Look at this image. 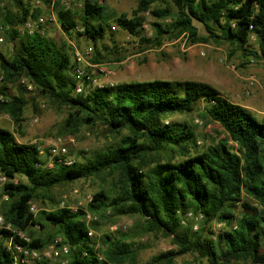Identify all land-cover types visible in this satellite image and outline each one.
Masks as SVG:
<instances>
[{"label": "trees", "instance_id": "16d2710c", "mask_svg": "<svg viewBox=\"0 0 264 264\" xmlns=\"http://www.w3.org/2000/svg\"><path fill=\"white\" fill-rule=\"evenodd\" d=\"M7 2L0 3V25L13 49L0 53V94L5 97L0 113L19 127L28 104L36 106L41 98L67 111L59 134L75 135L83 127L100 125L109 140L81 160L49 166L42 157L48 159V146L40 151L38 144L20 142L0 126V174L8 179L0 213L29 238L0 229V264H13L6 246L11 236L40 251L60 237L68 245L65 264H138L135 238L146 234L171 238L173 247L152 257L157 264H175L184 254L202 264H264V114L229 100L209 83L190 79L104 88L83 84L82 92L75 93L72 45L39 32L19 33L17 27L39 11L24 0ZM54 7L68 38L91 42L94 63L124 60L113 37L119 31L134 43L133 53L184 39L186 45L225 44L229 59L240 53L245 60L240 66L250 60L264 63V0H137L129 14L114 17L97 0H83L74 12L59 0ZM144 21L149 34L141 26ZM21 79L32 85L35 97L8 92ZM197 109L205 123L221 127L222 138L199 143L197 123L172 119ZM62 157L71 155L67 151ZM88 178L110 185L94 191L85 207H56L55 189ZM35 203L41 205L37 213L29 210ZM107 211L138 218L135 233L88 234L98 222H88L85 214L107 217ZM187 212L201 218H187ZM213 222L222 227L215 230ZM34 264L54 263L41 258Z\"/></svg>", "mask_w": 264, "mask_h": 264}, {"label": "rangeland", "instance_id": "374dc122", "mask_svg": "<svg viewBox=\"0 0 264 264\" xmlns=\"http://www.w3.org/2000/svg\"><path fill=\"white\" fill-rule=\"evenodd\" d=\"M31 8L39 11V16L47 19L46 25L42 27L43 34L60 43L67 41L72 45L73 49L83 50L87 46H91V42L83 37L68 38V35L57 22L55 14L56 0H42L41 5L36 6L24 0ZM83 0H59L62 6H66L71 11L80 10L79 3ZM106 8V12L112 17L121 13L129 14L131 9L135 7L137 0H97ZM0 3H8L7 0H0ZM10 5V4H9ZM53 17V20H50ZM202 34V26L195 22ZM19 27V26H18ZM17 27V29H18ZM113 27V28H112ZM111 29L116 30L115 24ZM117 42L118 50L125 58L121 62L110 61L105 59L103 64L111 65L115 70L112 79L116 83L129 81H142L151 79H163L172 81L196 80L211 84L220 93L229 100L244 105L251 109L254 113L262 115L264 110V63L261 61L250 60L243 66L244 61L241 60L240 53L231 59L227 57V46L225 44H194L186 45L184 39H178L173 42L165 43L158 50H151L145 53H133L135 46L131 42L130 37L124 32H116L113 35ZM104 40V43H108ZM13 49L10 42L4 40L0 44V53L8 55ZM202 52V54H201ZM250 77L253 78L252 85H249ZM20 83V82H19ZM23 87V88H21ZM10 94H18L21 92L26 97L34 96L33 90H27L21 83L11 84L8 86ZM35 97V96H34ZM36 106L28 104L24 110L23 121L19 127L12 124L10 117L6 113H0V126L12 131L16 139L23 143H36L38 145L48 146L49 143L57 138L62 139L71 159L81 160L83 156L91 155L95 150L100 149L109 140V136L103 126L88 129L83 127L81 131L75 135H61L59 130L63 125L67 116V111L63 107H57L41 98L36 99ZM173 120L193 121L198 125L199 143L205 141L213 142L222 138L224 134L222 129L215 123H205L199 116V109L190 114L174 115ZM82 152H84L82 154ZM46 161V155L42 156ZM110 185L109 182H102L97 178L81 179L72 186L61 187L54 190V200L57 201L56 207H85L90 201L94 191L100 189L101 186ZM2 186L0 183V200L2 196ZM35 212L40 209L35 203ZM90 213V212H88ZM109 211L106 212L108 215ZM95 215V221L98 222L96 228H92V232L96 237H100L107 233L117 235L118 232L135 233L138 218L129 216H113L100 217ZM89 221V222H90ZM196 226H199L198 222ZM212 227L217 230L222 227L221 224L212 223ZM36 232L39 228L35 227ZM60 239V237H55ZM54 238V239H55ZM135 246L139 247L138 264H157L152 261V257L173 247L171 238L162 235L146 234L135 238ZM54 264H60V260H54L46 257ZM63 259V258H62ZM61 259V260H62ZM189 262L190 264H202L201 260L191 254H184L175 258V264ZM237 264H251L239 262Z\"/></svg>", "mask_w": 264, "mask_h": 264}, {"label": "built area", "instance_id": "2783aa9c", "mask_svg": "<svg viewBox=\"0 0 264 264\" xmlns=\"http://www.w3.org/2000/svg\"><path fill=\"white\" fill-rule=\"evenodd\" d=\"M29 3L39 6L42 3V0H27ZM81 6V3H79ZM53 20V17H50V20ZM47 19L43 16H38L34 19H28L19 25L18 31L21 34L24 33H33L39 32L43 34L42 27L46 25ZM142 28L149 32V26L147 22H142ZM113 28V27H112ZM115 28V27H114ZM4 42L3 37V27L0 25V44ZM202 54V52H201ZM93 57V48L91 46L85 47L83 50L75 49L73 52V58L77 63V66L74 69L75 78L77 80L75 85V93H81L83 90V84H86L89 88H104V87H113L116 85V82L112 79L115 75L114 68L109 64L103 63H94L92 62ZM3 81V76L0 75V84ZM253 78L250 77L249 85H252ZM20 83L27 89L32 90V85L26 82L24 79L20 80ZM5 97L0 94V101H4ZM264 110V105L262 106ZM38 149L42 151V146L38 145ZM48 160L47 165L51 166L54 161L58 163L71 164L73 160L71 158L64 159L62 156L67 153V148L65 147L62 139L57 138L48 145ZM8 179L0 174V183H5ZM91 200V197H89ZM73 210H76L78 206L70 207ZM29 210L31 212H35L34 204H30ZM187 218H193L194 220H198L201 218V215H193L191 212H187L185 214ZM86 220L89 222L90 220H95L96 216L91 215L90 213L85 214ZM194 229L197 228L196 224L193 226ZM0 229H6L14 232L20 239L24 241H29V238L25 236L22 232L16 231L12 229L11 225L7 223L0 213ZM92 230L90 229L88 234H92ZM60 239L55 238L52 243H50L44 250H38L35 248L24 246L20 243L14 242L12 240V236L7 240L6 246L9 251L13 254V264H34L36 260H40L41 258H52L54 260H60V264H65L66 260L62 259L63 255L68 253V245L65 243H60ZM62 259V260H61Z\"/></svg>", "mask_w": 264, "mask_h": 264}]
</instances>
